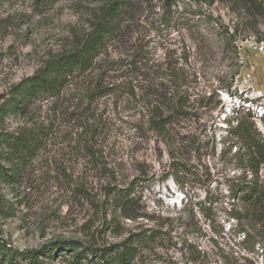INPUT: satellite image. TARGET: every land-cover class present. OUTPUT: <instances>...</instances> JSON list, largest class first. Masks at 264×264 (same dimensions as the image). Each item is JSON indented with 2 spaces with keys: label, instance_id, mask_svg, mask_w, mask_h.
<instances>
[{
  "label": "rangeland",
  "instance_id": "rangeland-1",
  "mask_svg": "<svg viewBox=\"0 0 264 264\" xmlns=\"http://www.w3.org/2000/svg\"><path fill=\"white\" fill-rule=\"evenodd\" d=\"M106 20L115 31L88 70L0 123L4 136L38 139L33 155L3 162L19 174L0 180V238L18 249L56 240L102 247L143 230L157 239L137 264H264L260 212L246 210L251 221L230 215L244 212L234 197L243 170L226 126L250 112L264 135V50L245 32L227 42L224 2L0 0V96ZM171 69L189 75L174 91L202 98L176 123L174 143L151 124L160 93L170 96ZM259 176L264 187V165ZM114 190L130 204L120 207Z\"/></svg>",
  "mask_w": 264,
  "mask_h": 264
},
{
  "label": "trees",
  "instance_id": "trees-1",
  "mask_svg": "<svg viewBox=\"0 0 264 264\" xmlns=\"http://www.w3.org/2000/svg\"><path fill=\"white\" fill-rule=\"evenodd\" d=\"M52 1L38 0L42 4ZM196 1L213 5L217 0ZM220 1L228 6L232 15V25L218 24L224 27L222 33L227 42L235 41L239 32H245L264 50V0ZM114 31V20L98 22L77 49L49 59L41 70L13 86L7 96H0V123L10 114L25 113L32 98L39 95L46 97L55 95L65 85L68 77L88 70L101 52L107 38L113 35ZM180 78L186 81L189 75L174 69L166 74L170 96L168 98L166 93H160L163 98L162 109L157 108L155 116L151 119L153 129L158 131L163 139L172 143L179 134L175 129L176 123L188 118L194 109L202 107L201 96L195 95L188 88L180 90L179 93L173 90L178 85L177 79ZM164 108L167 110V115L164 114ZM236 114L226 120V126L228 134L232 136V145L239 144L235 153L239 156L238 162L243 174L241 183L235 186L234 197L241 203L244 212L235 209L230 215L251 221L253 214H245L246 210H250L254 214L260 212L256 215L264 219V214H261L264 213L262 211L264 187L260 183L259 176L260 167L264 165V135H261L255 127L250 112L243 114L236 112ZM187 142L188 140L183 145H188ZM37 144L38 139L34 136L21 134L10 138L0 134V180L10 183L11 178L16 179L19 174L16 167L11 169V173L7 172L3 162H9L11 158L16 161L28 158L34 154V149L38 148ZM112 194L120 207L130 204L123 198L125 194L115 190ZM126 217L130 218V216ZM156 239L157 235L153 232L140 230L131 233L122 242L102 247L86 245L79 240H56L39 248L18 249L0 238V264H47L45 259L54 257L56 253L61 257L68 256L71 264H137L136 261H142L143 248L154 243Z\"/></svg>",
  "mask_w": 264,
  "mask_h": 264
}]
</instances>
